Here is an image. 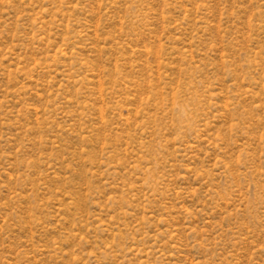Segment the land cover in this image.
<instances>
[{"label":"rangeland","instance_id":"374dc122","mask_svg":"<svg viewBox=\"0 0 264 264\" xmlns=\"http://www.w3.org/2000/svg\"><path fill=\"white\" fill-rule=\"evenodd\" d=\"M0 264H264V0H0Z\"/></svg>","mask_w":264,"mask_h":264}]
</instances>
